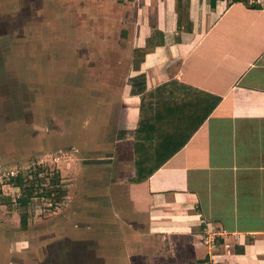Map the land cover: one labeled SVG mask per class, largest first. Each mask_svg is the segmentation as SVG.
<instances>
[{"label": "crops", "instance_id": "crops-1", "mask_svg": "<svg viewBox=\"0 0 264 264\" xmlns=\"http://www.w3.org/2000/svg\"><path fill=\"white\" fill-rule=\"evenodd\" d=\"M92 2L107 24L129 27L119 51L111 52L118 41H107V52L95 54L102 66L76 76L83 111L75 156L90 172L83 187L92 195L85 207L92 221L105 222L103 213L106 222L90 230L87 246L86 230H77L74 251L91 256L70 263L264 264V5ZM136 49L147 52L136 58ZM136 166L150 175L132 180ZM11 186L18 190L0 187V203ZM207 228L213 247L203 241ZM59 233L28 237L34 259L25 262L11 260L26 252L11 243V259L0 252V264H51L53 247L64 245L65 254Z\"/></svg>", "mask_w": 264, "mask_h": 264}, {"label": "rangeland", "instance_id": "rangeland-1", "mask_svg": "<svg viewBox=\"0 0 264 264\" xmlns=\"http://www.w3.org/2000/svg\"><path fill=\"white\" fill-rule=\"evenodd\" d=\"M261 2L264 5V0ZM95 8L89 0H0V176L9 171L26 173L41 165L57 172L66 186V196L58 205L51 207L49 200L42 198L31 201L27 231L21 230L16 213L18 190L12 186L2 189L1 200L6 203H0V246L7 249L0 248V252L7 260L11 259V243L26 250L23 257L18 253L11 260L25 262V257L34 259L28 237H49L64 227V231L71 230L59 233L62 240L67 236L65 254L64 245L53 247L51 264L58 260L72 264L76 255L89 261L91 254L86 250L74 251L77 230H86L83 239H88L84 242L87 246L90 230L106 222L103 213L99 219L104 216L105 222L92 221L90 205L85 207L92 195L83 187V180H89L90 172L82 170L75 156V126L81 118L77 112L82 109L74 85L78 74L102 66V56L95 54L107 52V41H118L111 52L123 47L120 39L129 24H107ZM118 9L117 22H121L124 10ZM93 161L86 159L85 163ZM44 175H40L42 182ZM104 191H100L101 198L106 196ZM46 240L44 237L38 247ZM40 251L34 249L37 260L42 259ZM67 251L74 254L67 255Z\"/></svg>", "mask_w": 264, "mask_h": 264}, {"label": "trees", "instance_id": "trees-1", "mask_svg": "<svg viewBox=\"0 0 264 264\" xmlns=\"http://www.w3.org/2000/svg\"><path fill=\"white\" fill-rule=\"evenodd\" d=\"M240 1V0H232ZM254 7H257V5ZM146 49H136L134 56L137 58L144 57ZM139 54L141 56H139ZM133 92V90H132ZM135 93V92H134ZM139 129V126H138ZM137 129V130H138ZM136 166L135 176L132 178L134 181H141L148 177L151 172L137 171ZM44 175L45 182H42L40 178L41 174ZM56 174H58L56 172ZM53 170H50L47 166L38 165L37 167H30L26 173L19 172L15 177L9 179L8 183L12 184L19 190V195L14 201L20 216V226L22 229H26L28 225V213L29 204L35 198H42L49 200L50 206L58 205L62 199L66 196V186L59 175H56ZM1 194V190H0Z\"/></svg>", "mask_w": 264, "mask_h": 264}, {"label": "built area", "instance_id": "built-area-1", "mask_svg": "<svg viewBox=\"0 0 264 264\" xmlns=\"http://www.w3.org/2000/svg\"><path fill=\"white\" fill-rule=\"evenodd\" d=\"M229 1H232V0H229ZM244 1L248 2L251 5L261 2V0H244ZM261 4H262V2H261ZM17 174H18V172L9 171L8 174L1 175L0 176V187H2L4 184H8L9 179L12 177H15ZM205 234H206V236L203 238L204 243L213 247L216 236L214 234H212V230L210 228H207V230L205 231Z\"/></svg>", "mask_w": 264, "mask_h": 264}]
</instances>
